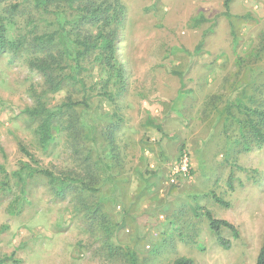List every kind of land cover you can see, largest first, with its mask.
I'll return each mask as SVG.
<instances>
[{
    "label": "rangeland",
    "instance_id": "rangeland-1",
    "mask_svg": "<svg viewBox=\"0 0 264 264\" xmlns=\"http://www.w3.org/2000/svg\"><path fill=\"white\" fill-rule=\"evenodd\" d=\"M224 1L51 5L67 18L103 3L119 13V82L95 52L77 64L57 45L36 48L33 37L57 29L53 15L31 0H0L7 39L23 43L0 51V163L11 172L27 161L22 144L65 183L57 194L36 175L21 196L9 179L11 190L0 191V257L20 260L11 264H129V247L137 264H171L180 256L195 264H255L264 235V142L249 120L263 133L264 124L243 107L264 110V0H230V12L246 19L223 16ZM101 25L85 28L96 33ZM31 62L95 89L85 92L69 79L55 89ZM228 103L242 110L227 114ZM39 107L57 114L46 149L38 143L42 116L26 112ZM184 159L187 171H178ZM11 202H22L15 214ZM205 210L237 228L234 239L221 229L228 247L210 231Z\"/></svg>",
    "mask_w": 264,
    "mask_h": 264
},
{
    "label": "trees",
    "instance_id": "trees-1",
    "mask_svg": "<svg viewBox=\"0 0 264 264\" xmlns=\"http://www.w3.org/2000/svg\"><path fill=\"white\" fill-rule=\"evenodd\" d=\"M33 6H35L39 11L45 12L53 15V21L50 22L54 24L57 29L52 32L44 33L32 38V41L35 42V47L43 49L44 52L51 50L52 45H57L61 48V53H64V56H72V60L74 63L79 64L84 57L87 55L94 53L96 54V58L99 59V64L101 65L102 70L105 71L108 76L113 77L115 80L119 82H123L124 80V71L122 67V63L118 57V34H117V26L121 22L119 13H115L114 15L105 7L103 4H98L94 9H89L88 6L84 7V9L80 10V13L71 14L69 18L64 17L62 14L57 11H51L49 7L51 5H61L65 3L67 5H72L76 0H31ZM230 0L224 1V10L222 15L228 19L237 18V19H246L249 17L248 14L245 15H233L230 12L229 6ZM18 5H16L17 7ZM15 7V5H14ZM57 12V13H56ZM85 12V13H84ZM199 20H204V17H201ZM197 19L196 22H199ZM102 21L101 28L98 29L96 33H91L88 29L85 28L87 22L94 23ZM231 35L232 39L235 42V32L232 28L231 24ZM71 36L70 46L67 43V38ZM11 44L6 36V25L3 18L0 15V51L4 50H15L17 51L23 43L19 41L13 42ZM203 43V40L200 44ZM59 52V53H60ZM43 63V64H42ZM38 64L36 62H31V67L40 71L46 79V82L54 87L55 89L59 88L62 81L64 79H69L73 82H79L85 92L92 91L95 89L94 85H89L86 87L85 83L79 80L77 77H73L71 75H54L52 74V66L50 64H46V62H42ZM60 66V65H58ZM57 67V66H54ZM108 99H112L110 93H106ZM86 99H83L81 103H85ZM236 108L237 110H242V106L240 103H228L224 112L227 114H231L232 109ZM244 112L251 110L252 114L258 116L261 125L264 124V110L257 109H249L247 107H243ZM26 112L31 116L41 115V122L38 125L37 133H38V143L42 149H46L48 144L52 139L53 132V119L57 115L53 111H49L45 107L39 108H31L26 109ZM249 119V118H248ZM249 127L251 128L254 137L264 142V133L259 125L251 120H249ZM146 124L148 126L155 127L157 130L161 132V127L158 124H155L152 119H147ZM19 149L26 156L27 161H22L17 169L8 172L4 165L0 163V191L2 193L9 192L11 190V186L9 184V179L12 177L15 180V185L19 187V191L21 196L26 194V184L27 180L33 178L36 175H40L44 177L47 182L53 187L57 194L61 193L64 189L65 183L63 179L53 173L51 170L42 167L39 164L38 159L31 153L25 146L19 144ZM232 181L231 175H229L228 182ZM83 189H88L86 185H81ZM90 189V188H89ZM213 199L222 206H228V204L212 193ZM15 201H18L14 199ZM12 203V202H11ZM22 202L20 205L12 203L10 208V213L15 214L21 209ZM204 215L208 220L209 229L214 235L217 237L219 243L228 247L230 245V241L221 236V229L223 227L228 228L232 234V238H238L239 233L234 224L220 218L214 217L210 211L205 210ZM5 228L3 225L0 228V232H2ZM123 250L128 255L129 264H137L136 255L134 252L130 251L129 247H123ZM12 262H20V260L15 259L13 254L5 255L0 257V264H11ZM171 264H195L194 261L185 256H180L173 260ZM255 264H264V235L262 237L258 253L256 255Z\"/></svg>",
    "mask_w": 264,
    "mask_h": 264
},
{
    "label": "built area",
    "instance_id": "built-area-1",
    "mask_svg": "<svg viewBox=\"0 0 264 264\" xmlns=\"http://www.w3.org/2000/svg\"><path fill=\"white\" fill-rule=\"evenodd\" d=\"M178 171H183V172L187 171V161H186V159L182 160V162L178 166Z\"/></svg>",
    "mask_w": 264,
    "mask_h": 264
}]
</instances>
